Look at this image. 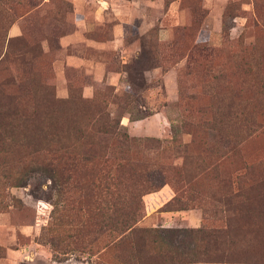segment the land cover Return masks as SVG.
Masks as SVG:
<instances>
[{"label": "rangeland", "instance_id": "rangeland-1", "mask_svg": "<svg viewBox=\"0 0 264 264\" xmlns=\"http://www.w3.org/2000/svg\"><path fill=\"white\" fill-rule=\"evenodd\" d=\"M96 1L0 0V264H138L142 229L204 249L196 264H264V0H105L84 36L106 44L61 47ZM73 52L107 76L67 67ZM109 120L166 144L126 152ZM77 134L57 185L47 153ZM128 209L136 230L112 245L102 217Z\"/></svg>", "mask_w": 264, "mask_h": 264}, {"label": "trees", "instance_id": "trees-1", "mask_svg": "<svg viewBox=\"0 0 264 264\" xmlns=\"http://www.w3.org/2000/svg\"><path fill=\"white\" fill-rule=\"evenodd\" d=\"M142 47V46H141ZM142 48H140L141 50ZM1 109V107H0ZM102 122L101 115H96L94 117L89 118L85 124L88 128H95L100 125ZM105 124L110 125L109 136L112 142H115L118 146L124 147L123 150L127 152L130 147H138L140 149L146 148L147 150L158 149L163 144H166L165 141H151L148 139H144L143 141L131 140L127 137V135L123 133H119V124L116 121H105ZM174 130V129H172ZM175 133V132H174ZM64 140V139H63ZM84 140L83 134H77L71 139L67 140L68 145L64 146L63 141L58 142V147L52 151H49V158L51 157L52 168H50V172L48 174L49 179L55 183L60 184V177L63 178V173L60 171L61 166L67 159V157H78V153L69 154L70 149L74 148L76 144H80L81 141ZM49 160V159H48ZM48 160H42L43 167H48ZM83 160L87 163L92 162L93 158H83ZM121 162H127V159L124 157L120 158ZM108 160L103 161V166H106ZM49 171V170H48ZM90 175V174H88ZM87 175V176H88ZM131 177H137L135 174L130 175ZM239 179V178H238ZM240 180V179H239ZM237 181V176L235 177L234 184L237 185L235 191H229L225 193V201L227 204H231L233 201H237L240 198V186ZM151 182V181H150ZM143 182L137 184L135 189L127 194L132 197L136 202L139 198L149 192L153 191V189L157 188L159 183L152 184V182ZM136 204V203H135ZM134 209V208H133ZM134 210L128 209L126 213V217L119 219H110L108 216H104L102 222V232L115 234V238L112 242L113 244H123L125 243L130 236H132L133 232L136 230L135 224L137 220L134 217ZM142 237L139 238L138 252L142 255V260L138 264H196V259L200 257V255L204 254V249H198L196 245L192 244L187 245L186 243L179 242L178 244H174L171 241L169 242L167 231H156V230H140ZM214 233V232H213ZM192 232H182L181 236L190 238L192 236ZM152 248V249H151Z\"/></svg>", "mask_w": 264, "mask_h": 264}, {"label": "crops", "instance_id": "crops-1", "mask_svg": "<svg viewBox=\"0 0 264 264\" xmlns=\"http://www.w3.org/2000/svg\"><path fill=\"white\" fill-rule=\"evenodd\" d=\"M103 5H106L105 0L96 1L92 9L93 14L91 20H77L75 22V30L71 34L60 38V46L63 48H67L75 44H84L85 46H89L94 49H100L103 45H105L106 43L98 42L94 39H85L84 36L85 33H89L90 31H92L94 23L99 21L100 11L103 9ZM116 36L117 35H114V37L110 41H108V43L111 44L119 42L120 40ZM64 63L67 67L70 68H83L87 70L91 74V77L95 82H99L103 80L105 76H107V73L105 74L104 71L103 63L93 56H85L83 52H73L69 55H66L64 57Z\"/></svg>", "mask_w": 264, "mask_h": 264}]
</instances>
